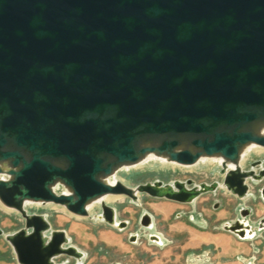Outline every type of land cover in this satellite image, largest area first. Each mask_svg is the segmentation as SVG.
Masks as SVG:
<instances>
[{
	"label": "water",
	"instance_id": "95a60500",
	"mask_svg": "<svg viewBox=\"0 0 264 264\" xmlns=\"http://www.w3.org/2000/svg\"><path fill=\"white\" fill-rule=\"evenodd\" d=\"M263 121L264 0H0V162L11 163L0 165L9 174L0 199L26 219L7 234L17 264L84 255L64 229L47 233L49 220L27 212L26 200L83 215L89 199L109 192L192 201L219 182L201 190L175 180L163 191L161 179L133 187L102 174L149 150L187 164L219 154L228 166L244 143L264 145L254 129ZM251 176L262 179L264 168L236 166L226 182L245 194ZM99 217L117 224L106 203Z\"/></svg>",
	"mask_w": 264,
	"mask_h": 264
},
{
	"label": "rangeland",
	"instance_id": "374dc122",
	"mask_svg": "<svg viewBox=\"0 0 264 264\" xmlns=\"http://www.w3.org/2000/svg\"><path fill=\"white\" fill-rule=\"evenodd\" d=\"M223 161L221 155L188 164L155 156L120 165L108 176L111 182L121 180L133 187L158 179L174 182L191 178V185L219 182L215 189L202 192L192 201L146 191H139L137 199L109 192L112 198L97 201L86 215L54 201L27 200L25 208L29 213L45 215L51 224L47 233L64 229L68 244L84 251L81 258L59 255L56 260L63 264H264V177H248V190L240 194L226 182V174L236 166H224ZM241 167L256 171L264 168V145L254 144L244 155ZM0 177L9 174L1 172ZM54 187L58 192L69 191L60 182ZM104 203L115 208L117 222L124 220L127 224H113L99 217ZM144 213L151 215L152 224L142 222ZM243 220L252 226V236L231 228ZM25 225L23 213L0 199V227L4 230L0 234V264H15L9 257L16 253L7 234Z\"/></svg>",
	"mask_w": 264,
	"mask_h": 264
},
{
	"label": "bare ground",
	"instance_id": "6f19581e",
	"mask_svg": "<svg viewBox=\"0 0 264 264\" xmlns=\"http://www.w3.org/2000/svg\"><path fill=\"white\" fill-rule=\"evenodd\" d=\"M254 129L259 131L260 133H264V121L263 122H259L257 124L254 125ZM152 142H155V143H159L158 140H153ZM143 143H145L143 141ZM256 144V142L254 141H249V142H246L244 143L241 148H240V155L239 157L236 159V160H232V159H229V158H225L226 162L228 165H234V166H241V163H242V159L244 157V155L247 153V151L254 145ZM180 146L181 147H190L191 149H196L190 142V140H182L181 143H180ZM161 157L163 159H168L169 158V154L166 153V152H158V151H147L145 152L144 154L141 155V157L139 158V160L137 162H142V161H145L151 157ZM207 156H212V157H217V156H220L219 154H212V155H208V154H202L200 156V158H206ZM212 164V163H211ZM0 165L4 168V169H7L11 166V163H10V160L8 159H5V160H2L0 162ZM153 165V164H152ZM150 166V165H149ZM196 167V166H195ZM137 168V167H136ZM258 173V172H257ZM256 173V174H257ZM120 174V173H119ZM259 175V174H258ZM102 177L106 180V181H109V178L108 176H105L104 174H102ZM114 182V181H113ZM159 187H161V189L163 191L167 190L169 185H172L173 188H177L174 186L173 182L169 183V182H163V183H160L158 182L157 184ZM187 188H192L193 186H189V185H185ZM209 186L211 187H215V184L214 183H199L197 185H195V188L193 189H201V190H205L206 188H208ZM194 191V190H193ZM117 196H115L116 198ZM195 195L191 196V199H194ZM112 198V195L110 193H103V194H100L98 196H95L91 199H89L87 201V207L90 208L92 207L97 201H100V200H107V199H110ZM27 201V200H26ZM95 206V205H94ZM100 216H102V214H100ZM118 216V215H117ZM117 222V221H116ZM118 223V222H117ZM242 225L239 226V227H236L235 228V231L238 232V233H241L243 234L244 236H252L253 235V228L250 224H248L245 220L241 221ZM252 238V237H251ZM84 252V251H83ZM82 262V261H81Z\"/></svg>",
	"mask_w": 264,
	"mask_h": 264
},
{
	"label": "crops",
	"instance_id": "0c3cea01",
	"mask_svg": "<svg viewBox=\"0 0 264 264\" xmlns=\"http://www.w3.org/2000/svg\"><path fill=\"white\" fill-rule=\"evenodd\" d=\"M12 250H13V249H11V252H14V251H12ZM9 257L15 261V264L18 263L16 256L14 257V255H13V256H12V255H9ZM2 262H3V261H2ZM63 262H64V261H60V263H62V264H63Z\"/></svg>",
	"mask_w": 264,
	"mask_h": 264
}]
</instances>
